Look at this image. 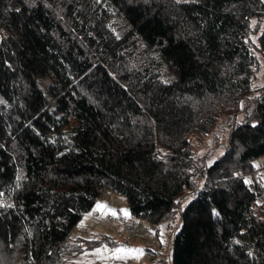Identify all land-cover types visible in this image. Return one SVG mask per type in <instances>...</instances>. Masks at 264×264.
<instances>
[{
	"label": "trees",
	"instance_id": "16d2710c",
	"mask_svg": "<svg viewBox=\"0 0 264 264\" xmlns=\"http://www.w3.org/2000/svg\"><path fill=\"white\" fill-rule=\"evenodd\" d=\"M261 157L264 0H0V264L114 243L72 238L112 194L171 264H264Z\"/></svg>",
	"mask_w": 264,
	"mask_h": 264
},
{
	"label": "built area",
	"instance_id": "2783aa9c",
	"mask_svg": "<svg viewBox=\"0 0 264 264\" xmlns=\"http://www.w3.org/2000/svg\"><path fill=\"white\" fill-rule=\"evenodd\" d=\"M255 171L259 176H264V157L256 162ZM103 197L105 198V195L101 197L100 201L104 200ZM103 202L105 209H107L103 223L114 232L113 237H111L113 240L116 239L122 243L141 242L151 255L152 264H171L172 238L175 231H168L165 237L160 240L150 223L132 217L119 203L116 204L109 197H106ZM85 232V227L80 226L72 233V238L81 236ZM89 264H101V262L95 260Z\"/></svg>",
	"mask_w": 264,
	"mask_h": 264
},
{
	"label": "rangeland",
	"instance_id": "374dc122",
	"mask_svg": "<svg viewBox=\"0 0 264 264\" xmlns=\"http://www.w3.org/2000/svg\"><path fill=\"white\" fill-rule=\"evenodd\" d=\"M261 80H262V71L259 70L257 72V76L253 80V85L256 86L260 84ZM227 128H228L227 124L225 122H222L202 142L194 141L195 156L207 158L208 161L213 159L219 153L220 148L225 144ZM212 150L214 152H212ZM112 197L117 203H121L122 207L126 209L123 197L116 195V194H112ZM103 210H104L103 212L105 213L104 207H103ZM97 218L101 219L102 217L97 216ZM103 219L104 218H102V220ZM80 223H82V221H80ZM178 224H179V218L177 217L176 220L172 223L171 227H169L168 231L169 232L175 231L178 227ZM85 229H86V232L84 234L89 237H98L100 234H107L110 237H113L114 235V232L111 229H100L99 230L100 232H98L97 235L90 236L94 229L92 224H88V227ZM132 246H133V243L131 242L128 244H124L114 239V243H104L99 247H96L92 250H88L85 253L77 256L73 262H69L67 264H89L95 259H99V260L101 259L105 262L112 261L114 264H124L126 259L132 258L134 256L129 251H119L118 252L117 250L118 249L129 250V247H132Z\"/></svg>",
	"mask_w": 264,
	"mask_h": 264
},
{
	"label": "crops",
	"instance_id": "0c3cea01",
	"mask_svg": "<svg viewBox=\"0 0 264 264\" xmlns=\"http://www.w3.org/2000/svg\"><path fill=\"white\" fill-rule=\"evenodd\" d=\"M104 205L101 202H98L95 207L90 211L89 213L85 214L82 218V223H79V226H84L85 228L88 227V224L93 225V232L90 236H95L100 232V229H110L105 226L103 223L102 218H104L105 213L103 212ZM93 212V215H92ZM97 216L102 217L101 219H98ZM86 218V219H84ZM112 230V229H111ZM85 235V234H83ZM133 246L129 247V250H137V251H131L130 253L134 256L132 258H128L125 260L124 264H152V257L151 255L145 250L144 246L140 244L139 242H132ZM128 244V243H124ZM140 246V247H138ZM99 260V259H95ZM93 260V261H95ZM92 261V262H93ZM101 264H114L112 261H103L99 260Z\"/></svg>",
	"mask_w": 264,
	"mask_h": 264
},
{
	"label": "snow or ice",
	"instance_id": "6c2138e0",
	"mask_svg": "<svg viewBox=\"0 0 264 264\" xmlns=\"http://www.w3.org/2000/svg\"><path fill=\"white\" fill-rule=\"evenodd\" d=\"M125 215H126V213H125ZM117 251H118V252H119V251H129V252H131V251H137V250H124V249H118Z\"/></svg>",
	"mask_w": 264,
	"mask_h": 264
}]
</instances>
